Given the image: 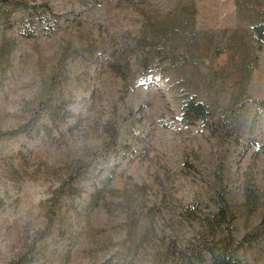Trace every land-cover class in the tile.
Instances as JSON below:
<instances>
[{"label":"rangeland","instance_id":"obj_1","mask_svg":"<svg viewBox=\"0 0 264 264\" xmlns=\"http://www.w3.org/2000/svg\"><path fill=\"white\" fill-rule=\"evenodd\" d=\"M8 1L0 264H151L199 229L179 210L221 199L236 239L259 227L264 0ZM35 4L58 15L52 32L24 19ZM192 96L211 122L182 121ZM64 105L55 128L48 111ZM238 254L264 264V239Z\"/></svg>","mask_w":264,"mask_h":264},{"label":"trees","instance_id":"obj_2","mask_svg":"<svg viewBox=\"0 0 264 264\" xmlns=\"http://www.w3.org/2000/svg\"><path fill=\"white\" fill-rule=\"evenodd\" d=\"M8 0H0L3 7L0 9V17L4 19L8 27L14 25L17 19L14 18L15 10H8L5 6L10 5ZM36 4L32 6L27 16L24 18L37 25L48 33L54 30L52 20L58 15L45 8L40 12ZM48 14V15H46ZM33 28V25H31ZM30 28V29H32ZM33 31V30H31ZM258 41L264 43V22H260L255 27ZM33 37V33H29ZM260 108H264V99L258 101ZM65 106V105H64ZM60 109L54 108L48 111L49 118L55 124V128L67 119L66 106ZM181 119L185 124L202 122L204 125L211 122L213 111L207 107L206 103L199 101L195 96L190 97L182 107ZM208 129L209 126H207ZM258 151L264 153V142L258 146ZM216 212L210 211L205 214L198 206H184L179 210L182 220L199 226L194 236L187 240V244L178 245L176 241L164 242L156 248L153 253L151 264H203L210 257L209 264H242L238 252L252 247L264 239V217L259 227L246 233L240 239H236L233 234L234 215L229 210L224 199Z\"/></svg>","mask_w":264,"mask_h":264}]
</instances>
